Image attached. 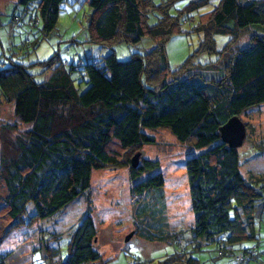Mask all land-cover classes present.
I'll return each instance as SVG.
<instances>
[{
    "label": "trees",
    "instance_id": "obj_1",
    "mask_svg": "<svg viewBox=\"0 0 264 264\" xmlns=\"http://www.w3.org/2000/svg\"><path fill=\"white\" fill-rule=\"evenodd\" d=\"M67 1L15 0L23 12H14L10 25L38 27L40 18L46 37L56 29L62 4ZM208 2L201 0L192 8ZM86 3L90 42L137 45L149 38L156 44L146 54L134 53L125 61H119L114 51L101 61L77 62L56 53L42 63L46 73L53 71L42 82L27 66L0 58V104H13L20 121L29 126L24 135L2 143L0 244L14 229L53 217L88 194L95 170L127 165L121 153L155 143L149 131L167 130L199 152L186 160L194 213L190 236L196 245L183 247L174 238L178 249L163 264H202L194 253L211 244L221 255H234L238 263L250 264L258 256V247L243 244L258 240L255 220L257 210L264 209V185L256 186L243 177L238 148L223 141L220 129L232 117L241 118L264 103V0H221L202 15L197 30L204 34V49L215 51L216 35L229 36L228 45L245 33L249 39L244 47L226 54L222 67L208 76L189 73L185 79L166 77L169 65L162 39L170 33L169 23L150 22L151 0ZM31 43L28 39L22 45ZM32 44L37 47L39 40ZM153 61L159 62L161 79L151 73ZM158 167V162L144 159L137 168L131 167V179ZM164 184L163 175L156 173L134 183L132 192L136 197L155 192L165 207ZM97 236L88 213L72 232L64 261L53 259L59 250H50L47 243L35 252L42 251L50 264L96 262L102 259L95 247ZM147 236L154 237L149 232ZM227 244L231 251L224 250ZM0 264H8L1 254Z\"/></svg>",
    "mask_w": 264,
    "mask_h": 264
},
{
    "label": "rangeland",
    "instance_id": "obj_2",
    "mask_svg": "<svg viewBox=\"0 0 264 264\" xmlns=\"http://www.w3.org/2000/svg\"><path fill=\"white\" fill-rule=\"evenodd\" d=\"M14 1L0 0V58L8 63L12 59L27 66L38 82L46 81L52 75L53 71L45 72L42 63L51 60L56 53H60L63 59L77 62L92 58L101 61L114 51L119 61H125L134 53L146 54L156 44L149 38L142 39L137 45L119 41L107 45L90 42L93 39L88 36L90 11L86 0L63 3L57 27L46 37L42 35L40 18L38 27L27 25L22 29L14 28L10 25L11 16L14 12H23V7L15 5ZM151 1L154 5L149 9L150 22L161 20L169 23L170 33L162 41L169 65L166 77L170 79H185L191 73L208 76L214 68L222 67L223 59L229 56L226 54L237 47H244L248 42L246 33L231 45H228L229 36L216 35L215 51L202 47L204 34L197 30L201 26L202 15L214 10L221 0H209L206 6L198 9L192 6L201 0ZM28 39L32 43L39 40V45L33 47L31 43L23 46L22 42ZM67 48L69 53L66 52ZM157 66L159 62L156 61L150 64V69L154 70L151 73H156V80L161 79ZM74 75L78 77L81 73ZM241 120L246 125L247 133L243 145L238 148L241 155L240 172L248 182L261 186L264 185V103L244 112ZM28 129L29 126L16 115L13 104H0V152L4 140L24 135ZM148 134L154 137L155 143L137 151L121 153L127 165L95 170L88 194L79 197L53 217L11 231L0 244V254L7 258L8 264H50L42 251L35 252L46 243L50 250H59L58 256L53 259L64 261L68 255L70 236L83 215L88 213L97 227L95 247L102 259L87 264H163L178 249L173 243L174 238L183 247L195 246L196 242L190 236L194 213L186 160L199 151L179 142L167 130L149 131ZM138 153L139 164L148 159L158 162L159 167L133 181L130 161ZM156 173L164 177L165 207L157 200L155 192L139 197L132 192L134 183ZM255 222L258 240L246 241L243 247L257 245L258 256L250 264H264V209L257 210ZM159 223L162 224L160 232L156 229ZM148 232L154 236L153 239L147 236ZM157 234L166 237L161 241ZM224 250L231 251V246L225 245ZM194 256L202 264H241L234 255H221L212 244L204 246Z\"/></svg>",
    "mask_w": 264,
    "mask_h": 264
},
{
    "label": "water",
    "instance_id": "obj_3",
    "mask_svg": "<svg viewBox=\"0 0 264 264\" xmlns=\"http://www.w3.org/2000/svg\"><path fill=\"white\" fill-rule=\"evenodd\" d=\"M221 137L225 143L231 147L239 148L243 145L246 139V125L239 116L232 117L220 129ZM140 153L132 158V167L137 168L139 165Z\"/></svg>",
    "mask_w": 264,
    "mask_h": 264
}]
</instances>
